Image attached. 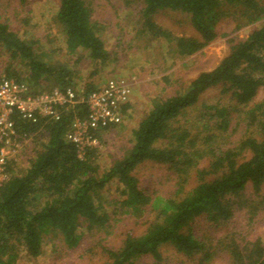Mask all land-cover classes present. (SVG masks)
<instances>
[{
  "label": "trees",
  "instance_id": "1",
  "mask_svg": "<svg viewBox=\"0 0 264 264\" xmlns=\"http://www.w3.org/2000/svg\"><path fill=\"white\" fill-rule=\"evenodd\" d=\"M58 1L54 20L68 53L85 51L96 66L109 62L103 26L92 17L90 2ZM136 1L143 5L140 31L169 41L180 58L212 42L224 19L235 22V31L254 27L247 36L231 37L229 52L212 69L180 83L171 95L151 98L130 130L129 151L104 169L102 144L131 117V101L122 106V122L92 131L100 145L82 157L67 133L76 118L88 116L85 104L64 106L57 118L25 119L14 112L18 139H31L35 148L23 167L8 161L0 185V264H19L21 253L39 256L52 235L66 254L87 245L100 264H170L168 246L191 263L223 258L225 264H264V234L255 233L264 218V0ZM164 10L185 14L196 34L176 35L160 25L156 15ZM19 30L0 20V56L8 58L0 78L26 84L32 94L71 88L87 95L98 87L78 89L73 66L51 62L43 42ZM163 80L169 85V74ZM215 86L227 98L202 99ZM146 163L173 173V195L141 185L138 170ZM112 180L118 196L109 201L103 193ZM238 213L244 223L230 227ZM202 220L215 229H195Z\"/></svg>",
  "mask_w": 264,
  "mask_h": 264
},
{
  "label": "rangeland",
  "instance_id": "2",
  "mask_svg": "<svg viewBox=\"0 0 264 264\" xmlns=\"http://www.w3.org/2000/svg\"><path fill=\"white\" fill-rule=\"evenodd\" d=\"M88 1L93 10L92 17L103 26L102 38L111 54L110 61L101 66L91 62L85 51L68 53L64 33L54 20L59 5L58 0H25L23 3L20 0H0V20H9L11 27L20 29L22 37L41 40L43 51L48 54L47 58L51 62H69L68 64L73 66L79 76L78 89L83 90V86L87 83L99 86L107 79L114 77L134 82L131 96L132 107L129 110L131 117L123 122L121 128L107 134L102 144L99 162L104 169L111 165L114 159L122 157L129 151L130 130L138 125L151 98L171 95L180 83H187L199 72L212 69L229 52V39L235 36H247L254 26L235 31V22L224 19L219 22L217 26L219 34L212 42L195 54L180 58L172 51L169 41L152 39L148 34L140 31L143 7L141 2L136 0ZM26 16L29 18L28 24L18 21ZM156 20L176 35L196 34L187 16L181 12L164 10L156 15ZM223 33H229V35L222 36ZM1 55L0 70L8 59L6 54ZM168 74L169 85L163 80V76ZM221 89V86L208 89L202 95V99L225 100L227 97ZM34 148V142L31 139H22L21 149L12 158L23 167L33 156ZM172 174L165 166L154 163H146L138 170L141 185L149 189H157L162 196L173 195L176 190V186L169 180ZM116 184L117 182L112 180L105 187L103 196L108 195L109 201L118 196ZM242 223L244 218L238 213L229 226H239ZM195 229L211 232L215 228L210 224L205 226L202 220L196 223ZM255 230L256 234H264V218ZM86 246L82 245L66 254L67 251L62 242L52 235L45 239L39 256L33 258L21 253L18 261L19 264H100V256H91L85 250ZM164 255L168 257L170 264H200L191 263L190 258L175 253L169 246L164 247ZM222 259H216L211 264H225Z\"/></svg>",
  "mask_w": 264,
  "mask_h": 264
},
{
  "label": "built area",
  "instance_id": "3",
  "mask_svg": "<svg viewBox=\"0 0 264 264\" xmlns=\"http://www.w3.org/2000/svg\"><path fill=\"white\" fill-rule=\"evenodd\" d=\"M134 82L124 78H110L87 95L71 88H53L41 93L30 92L26 84L0 78V185L7 179L8 161L21 149L14 112L22 118L32 119L39 115L57 118L64 106L85 104L88 116L72 122L67 138L73 142L82 157L88 147H99L93 132L110 124L122 122V106L131 101Z\"/></svg>",
  "mask_w": 264,
  "mask_h": 264
}]
</instances>
